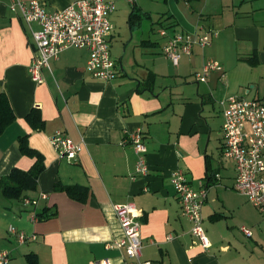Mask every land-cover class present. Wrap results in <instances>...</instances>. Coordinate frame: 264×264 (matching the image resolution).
Listing matches in <instances>:
<instances>
[{"label": "crops", "instance_id": "crops-1", "mask_svg": "<svg viewBox=\"0 0 264 264\" xmlns=\"http://www.w3.org/2000/svg\"><path fill=\"white\" fill-rule=\"evenodd\" d=\"M38 1L46 11L64 10L77 0ZM116 4L111 48L121 21L132 29L152 15L139 0ZM163 13L174 32H215L211 46L195 48L175 66L158 41L142 39L128 57H112L119 65L113 81L93 79L86 70L89 52L72 48L43 70L35 83L29 67L36 55L33 35L12 0H0V93L9 98L16 121L0 135V179L14 168L29 171L36 159L24 156L19 137L43 157L45 169L37 188L25 193L35 206L9 200L0 189V251L9 264H140L120 248L123 239L113 206L132 203L142 214L141 262L151 264H264V219L248 198L235 191L236 168L222 157L223 107L231 96H264V0H164ZM127 4L134 7L130 11ZM142 15L132 26L130 14ZM32 28L40 30L37 24ZM160 35V33H159ZM161 37V35H160ZM161 47L158 49V47ZM137 51V52H136ZM136 53V54H135ZM112 54V51H111ZM211 57V58H210ZM217 61L199 83L204 64ZM195 75V80H193ZM36 110L44 121L34 130L27 120ZM142 128L149 174L136 175L137 155L130 133ZM62 131L83 150L75 162L59 157L51 138ZM181 170L195 188L208 185L202 215L210 247L203 249L182 215L170 182ZM219 175V178L217 177ZM64 187L86 190L85 201L71 198ZM45 194L46 199L41 195ZM46 218L34 219L40 214ZM10 226L29 239L21 244ZM253 232L245 237L240 227ZM36 236V240L31 239ZM171 236V240L168 237Z\"/></svg>", "mask_w": 264, "mask_h": 264}, {"label": "built area", "instance_id": "built-area-1", "mask_svg": "<svg viewBox=\"0 0 264 264\" xmlns=\"http://www.w3.org/2000/svg\"><path fill=\"white\" fill-rule=\"evenodd\" d=\"M133 3V0H129ZM12 9H19L22 18L32 32L36 55L29 67L32 80L37 84L44 82L43 70L51 68V62L57 60L65 51L76 48L89 52L87 73L95 80L113 81L119 74V65L111 54V36L114 26L111 15L116 11L115 2L108 0H77L64 10L49 12L38 1L24 2L12 0ZM37 24L40 30L32 28ZM169 29V28H168ZM171 29V28H170ZM167 40L164 55L177 66L183 57L191 56L195 48L205 49L211 46L215 32L204 35L185 32L171 33L167 29L160 32ZM212 72H223V67L216 61H207L196 74L199 83H205ZM223 107V151L222 157L232 161L236 168L234 189L248 198L264 219V96H231L220 102ZM130 143L137 155L136 175L145 177L149 174L147 163L146 137L142 128L129 135ZM51 144L62 159L75 162L83 150V144L75 143L62 131H57L51 138ZM219 178V175H217ZM181 203V212L192 223L191 233L200 241L203 249L210 247V241L204 228L202 210L208 200V185L200 182L195 189L181 170L175 171L170 179ZM46 199L45 194L41 195ZM25 206H35L36 199L25 198ZM124 237L121 241L108 245L109 249L124 250L127 258L141 262L142 214L132 203L113 206ZM38 219L37 217L34 218ZM241 233L251 238L253 232L246 226L240 227ZM9 232L16 235L24 244L29 239L24 233L17 232L10 226ZM36 240V236H32ZM171 240V236L168 237ZM11 253L0 251V264H9ZM97 264H111L101 260Z\"/></svg>", "mask_w": 264, "mask_h": 264}, {"label": "trees", "instance_id": "trees-1", "mask_svg": "<svg viewBox=\"0 0 264 264\" xmlns=\"http://www.w3.org/2000/svg\"><path fill=\"white\" fill-rule=\"evenodd\" d=\"M142 15L136 13V9L130 14L129 23L132 26L142 21ZM28 122L34 130H41L44 121L39 112L33 110L27 117ZM16 115L13 111L9 98L5 93H0V135H2L14 122ZM19 149L24 156L35 158L36 162L29 171H22L14 168L11 173L0 179V189L3 195L9 200H24L25 193L34 191L37 188L40 175L45 169L42 155L29 146L28 136L19 137ZM62 190L74 199L85 201L87 193L85 189L76 187H64ZM39 220L46 218L45 214L37 216Z\"/></svg>", "mask_w": 264, "mask_h": 264}, {"label": "rangeland", "instance_id": "rangeland-1", "mask_svg": "<svg viewBox=\"0 0 264 264\" xmlns=\"http://www.w3.org/2000/svg\"><path fill=\"white\" fill-rule=\"evenodd\" d=\"M139 3L144 6V10L152 15V19H144L140 27H133L132 29L127 22V18L121 21V26L118 28L119 32L115 31V38L111 48L112 55L117 60L121 59L127 47L128 57H132V49L139 40L150 39L158 41L162 45L163 39L160 37L159 32L162 29H167L171 33L167 20L162 15L169 8L165 5L164 0H139ZM127 7L131 11L134 6L127 4ZM160 48L159 46L158 49ZM193 80H195V75H193Z\"/></svg>", "mask_w": 264, "mask_h": 264}]
</instances>
